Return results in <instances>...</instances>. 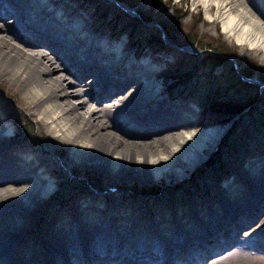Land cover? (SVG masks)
<instances>
[{
  "label": "bare ground",
  "instance_id": "1",
  "mask_svg": "<svg viewBox=\"0 0 264 264\" xmlns=\"http://www.w3.org/2000/svg\"><path fill=\"white\" fill-rule=\"evenodd\" d=\"M192 3L203 6L225 37L261 52L264 61V0ZM56 4L0 0V76L20 93L19 102H27L54 142L69 146L71 157L103 169L106 177L145 182L187 176L217 146L227 125L200 128L185 106L166 102L156 69L132 61L126 50L130 37L127 44L102 40L71 17L76 11ZM151 109L158 116L148 115ZM13 112L0 101V264H195L217 253L213 233L236 216L245 224L239 232L254 225L257 241H264V210L257 209V216L247 212L264 202V161L247 168L244 182L219 188L203 208H186L149 226L132 214L123 220L113 204L104 218L106 202L76 206L33 229L32 219L42 216L56 179L36 149L14 142ZM137 117V124L147 120L153 129L130 135L126 126ZM71 223L75 233L67 229ZM224 237L231 239L227 232ZM26 243L35 246L31 257Z\"/></svg>",
  "mask_w": 264,
  "mask_h": 264
},
{
  "label": "rangeland",
  "instance_id": "2",
  "mask_svg": "<svg viewBox=\"0 0 264 264\" xmlns=\"http://www.w3.org/2000/svg\"><path fill=\"white\" fill-rule=\"evenodd\" d=\"M129 1L131 0H55L56 5L61 6L62 9L76 11L70 14L71 17H79L80 21L83 20L92 33L102 40L106 39L114 44L124 42L127 44L130 37L126 50L132 55V61L144 60L142 69H156L158 72L156 78L163 85V90L160 91L166 92L163 93L166 102L171 106L176 104H180V107L185 106L192 113L194 120L201 124L200 128L226 125L225 123L204 126L205 117L202 115L201 104L210 92L214 91L212 86L217 85L220 80L225 83L222 78L227 73L228 62L234 64L235 70L240 71L239 74H242L241 69L246 68L251 73V76L246 77L256 80L250 83L258 87L260 92L264 91V61L261 52L252 51L246 46L241 47L233 39L225 37L220 24L208 20L202 5H193L192 0H180L176 3L174 0ZM118 3L131 9L130 13ZM132 3L135 4L131 5ZM215 11L216 8L212 7L210 14H214ZM161 22L170 24L169 34L173 36L172 41L166 37ZM30 33L32 34L33 31ZM158 34L159 37L166 39V43L157 47L149 43V40L153 37L156 41L154 36ZM217 53H220V57L224 56L228 62H221L216 56ZM189 54L194 56L195 61L188 59ZM179 61L183 63L189 61L193 70L185 69L183 76L179 78L167 77L171 66ZM221 88L228 87L222 85ZM19 97L20 93L0 76V101H4L14 109L16 135L14 142L24 143V146L36 149L38 156L47 163L49 173L56 179V189L42 203L44 211L42 216L39 215L41 218L37 216L32 219L33 229L45 228L47 217L71 212L76 206L81 208L88 204L105 206L106 202L108 205L101 214L104 218L111 211L113 204L112 208H121L118 213L123 215V220L128 219L132 214L139 218V222L149 226L152 222L160 221L163 216L179 214L186 208H203L205 206L203 203L213 201L210 196L218 192L219 188H224L229 182H244L247 168L264 161L263 104L258 108L263 116L257 118L256 113H247L244 120L237 127L230 129L207 157L182 179L145 182L115 180L110 176L106 177L103 169L71 157L69 146L54 142L52 134L44 127H39L36 115L30 113L27 102H19ZM99 105L97 107L101 108ZM247 111L248 109L245 113ZM259 111L255 112L259 114ZM147 114L155 117L158 116V111L151 109ZM144 115L142 114L140 118ZM138 120L139 117L126 126L130 130V135H143L144 133H137L153 129L147 120L140 125L137 124ZM250 133L259 141L247 138L246 144L251 146V149L245 156L242 155L244 147H238V154L227 151ZM218 148L223 154L227 152L225 155L227 163L216 169L206 162ZM186 183L189 187L185 185ZM153 189H157L156 193H151ZM58 190L63 192L62 201H56L57 198H54ZM259 205L261 207L258 205L252 207L253 209L249 207L247 212L251 216L252 214L257 216L258 210H264V202H260ZM227 222L229 224H225L224 231L216 230L213 233V238L215 236L218 241L217 253L195 264H264L263 261L255 262L252 255L257 253L264 257V250H261L264 241L263 238L257 241V227L249 226L240 233L237 227L242 228L245 225L242 216H236L232 221ZM50 225L48 224L46 230L51 228ZM229 227L234 230H228ZM67 229L70 233L76 232L72 223L67 225ZM226 232L231 237L228 241L224 237ZM27 244L24 246V251L31 257L35 252V246L32 243L28 244L29 246Z\"/></svg>",
  "mask_w": 264,
  "mask_h": 264
},
{
  "label": "trees",
  "instance_id": "3",
  "mask_svg": "<svg viewBox=\"0 0 264 264\" xmlns=\"http://www.w3.org/2000/svg\"><path fill=\"white\" fill-rule=\"evenodd\" d=\"M136 1L131 0L129 2H136ZM133 4L135 3H132L131 5ZM161 24L165 29V33L167 35L166 37L168 38V40L172 41L171 39L173 38L171 37L173 36L169 34L171 32L170 24L164 22L163 23L161 22ZM154 37L156 38V41L154 40L153 37H151L149 43L154 44L157 47L161 45L163 46V44L166 43V39L159 37V34ZM219 55L220 53L216 54V56L218 57L219 60H221V62L223 63L228 62L224 56L221 55L220 57ZM187 57L189 60L195 61L193 55L189 54ZM180 61L171 66V69L168 71L167 77L179 78L183 76L185 69L193 70L191 69L192 65L189 61L184 63ZM235 69L236 68L234 67V64L228 62L227 73H225L226 74L225 77L222 78V80L225 83L223 84V82L220 80L219 82H217V85L212 86L214 87V91L210 92V94L206 98L202 97V99L205 98V100H203V103L201 104L202 115L205 117V121L203 123L204 126L225 124L245 108H248V111L240 115V117L233 123L232 128L237 127L238 124L244 120L245 115L256 113L255 115L258 116L257 118L263 116L261 112L258 110V108L264 104V91H262L263 93L260 92V90H258V87L256 88L255 85H253L252 83L246 81L241 77L242 74H244L245 77L251 76V73H249L246 70V68L241 69V73H242L241 75L239 74L240 71L238 72ZM222 85H225L228 88L226 89L221 88ZM263 109L264 108H262V110ZM255 111H259L260 113L257 114V112ZM247 138L253 139L254 141H259L250 133L248 134V136H246V138H242L237 144L228 148L227 151H233L235 154H238L239 153L238 147H244V152H242V155L245 156L247 151L251 149V146H248L246 144ZM226 154L227 152L226 153L224 152L223 154L222 150L218 148L208 158L206 163L211 166H214L216 169H219L218 167H222L223 164L227 163V159L225 158ZM185 185L189 187V184L186 183ZM156 191L157 189H153L151 193H156ZM62 196H63L62 190H58L54 198L55 197L57 198L56 201H62Z\"/></svg>",
  "mask_w": 264,
  "mask_h": 264
},
{
  "label": "water",
  "instance_id": "4",
  "mask_svg": "<svg viewBox=\"0 0 264 264\" xmlns=\"http://www.w3.org/2000/svg\"><path fill=\"white\" fill-rule=\"evenodd\" d=\"M182 49H184L185 50V48H182ZM241 75V74H240ZM241 77L243 78V79H245L246 81H248V82H256V80L255 79H253V78H247V77H245V76H243V75H241ZM246 109H248V108H245L244 110H242L239 114H237L235 117H233L229 122H227V126H226V130H225V132L223 133V135L221 136V138H220V140L222 139V137L232 128V125H233V123L240 117V115H242V114H244L245 113V111H246ZM216 151V150H215ZM214 151V152H215ZM213 152V153H214Z\"/></svg>",
  "mask_w": 264,
  "mask_h": 264
}]
</instances>
